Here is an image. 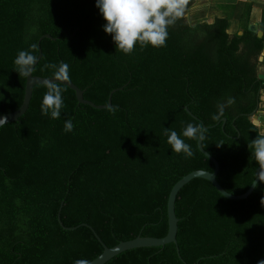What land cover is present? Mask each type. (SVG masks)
I'll return each mask as SVG.
<instances>
[{"label":"trees","instance_id":"trees-1","mask_svg":"<svg viewBox=\"0 0 264 264\" xmlns=\"http://www.w3.org/2000/svg\"><path fill=\"white\" fill-rule=\"evenodd\" d=\"M233 7L212 22L182 16L168 28L165 47L137 44L125 55L104 31L96 0H0V115L21 105L26 77L14 59L34 43L41 56L32 75L51 77L44 65L64 62L84 99L103 105L116 89L111 105L120 109L112 115L79 103L61 84L64 107L53 120L41 115L47 88L39 83L26 111L0 126V264L87 263L103 251L101 242L165 236L173 184L192 170L214 169L197 140L183 137L189 123L208 126L202 147L219 164L220 185L232 194L248 189L259 168L248 144L262 131L251 116L264 89V25L258 36L248 28L252 4ZM234 18L241 33L228 32ZM68 119L75 127L65 133ZM165 128L181 134L192 157L171 150ZM257 184L237 200L191 179L174 204L176 244L127 249L104 264H258L264 182Z\"/></svg>","mask_w":264,"mask_h":264},{"label":"clouds","instance_id":"clouds-1","mask_svg":"<svg viewBox=\"0 0 264 264\" xmlns=\"http://www.w3.org/2000/svg\"><path fill=\"white\" fill-rule=\"evenodd\" d=\"M188 2L189 0H96V6L106 21L103 25L104 31L112 36L117 52L131 55L137 44L141 50L149 45L154 48L165 47L169 36L168 28L184 15ZM36 47L35 43L30 46L33 51ZM33 51L21 50L15 57L14 69L19 76L29 77L33 72L37 60ZM44 68L53 70L54 79L45 85L47 91L40 104L41 115L56 120L60 118L61 109L64 107L62 93L66 89L61 87V83L70 80V69L64 62L59 65L45 64ZM107 111L115 115L120 109L116 105H108ZM74 127L72 120L68 119L64 123L63 131L72 132ZM164 135L173 152L178 155L183 153L186 158L193 156L191 146L181 138V134L165 128ZM182 135L191 140H200L201 126L189 123L183 129ZM248 148L251 158L259 165L257 178L259 182H264V131L258 132ZM260 203L264 205V197ZM75 264L85 262L76 261ZM258 264H264V260L258 261Z\"/></svg>","mask_w":264,"mask_h":264},{"label":"water","instance_id":"water-1","mask_svg":"<svg viewBox=\"0 0 264 264\" xmlns=\"http://www.w3.org/2000/svg\"><path fill=\"white\" fill-rule=\"evenodd\" d=\"M43 37L52 38L49 34H45L41 38H43ZM38 46H39V42H38ZM38 50H39V54L37 56L36 63L41 56L40 47H38ZM262 52L264 53V45H263ZM259 59L262 60V56ZM259 78L264 79V74L260 73ZM53 79H54L53 76H51V77H40V76H35L32 74L29 77H26L25 87H24V95H23L21 105L13 112L1 114L0 115V126L7 123V122L15 121L18 117H20L26 111V109L28 108L29 102H30V98H31V94H32V87L35 84H39V83L47 84L49 81H52ZM61 84L66 85L75 91V96H76L79 103L89 104L95 108H106L108 105H111V94L116 91V89H113L110 92V94L108 95L106 104L98 105V104H94L90 100L84 99L83 90H81L72 81L69 80V81L63 82ZM259 99H260V97H259ZM258 106H259V103L256 105V108L252 111V117L254 119L253 123L256 125H259V120L264 119L263 116L261 118H258L257 113L260 112ZM184 109L190 116H192L193 118H196V116L193 115L189 111L187 106H184ZM225 121H226V118L223 117L222 118V126L224 125ZM207 128H208L207 125H205L204 123H201L202 138L204 135V131ZM197 147L202 154H204L208 159H210L212 161V163L214 165V169H213V171H208V170H203V169L192 170L191 172L182 176L179 180H177L173 184V186L171 187V189L169 191V194L167 197V203H166L168 228H167V232H166L165 236H163V237H152V236L137 235L133 239H129L126 241H120L118 244H116L112 247H107L104 243L101 242V240L97 236V234L94 233L96 238L101 242V244L103 246V251L97 257H95L94 259H92L91 261H89L85 264H104L107 260H109L110 258L115 256L116 254H118L122 251H125L127 249H132V248H136V247L160 246V245H164V244L170 243V242L176 244V232H177V222H178V218L175 215V209H174L176 196H177L180 188L184 184H186L187 182H189L191 179H193L195 177H200V178H204V179L208 180L217 189V191L219 193H221L224 197L229 198V199H237V200L238 199H244L252 192V190L255 188L253 185L257 184L259 181L257 176L253 179V181L251 182L248 189L241 194H232V193L226 191L216 179V175H217V172L219 169V164H218L217 160L202 147V139L197 140ZM256 178H257V180H256ZM84 225H86V224H84ZM176 251H177V253L179 252L177 245H176Z\"/></svg>","mask_w":264,"mask_h":264},{"label":"rangeland","instance_id":"rangeland-1","mask_svg":"<svg viewBox=\"0 0 264 264\" xmlns=\"http://www.w3.org/2000/svg\"><path fill=\"white\" fill-rule=\"evenodd\" d=\"M233 0H193L190 7L184 11V18L187 23L194 24L196 22H212L215 17L223 16L226 13H230L234 10ZM241 20L234 18L231 21V26L228 29L229 33L241 31L240 29ZM261 73L264 71V61H261L259 65ZM263 115H258L261 118ZM264 118V117H263ZM252 121L254 120L251 116ZM262 131L264 127L261 126Z\"/></svg>","mask_w":264,"mask_h":264},{"label":"crops","instance_id":"crops-1","mask_svg":"<svg viewBox=\"0 0 264 264\" xmlns=\"http://www.w3.org/2000/svg\"><path fill=\"white\" fill-rule=\"evenodd\" d=\"M234 5H238L237 10H242L244 4L246 3H251L252 7L250 9V14H249V19H248V28L255 31L257 33V35L261 36L263 34V31L261 30L260 25H264V0H233ZM239 32V31H238ZM241 33V31L239 32ZM263 49V48H262ZM262 56V60H260L259 58ZM259 61H264V53L260 52L259 55ZM259 72L260 69H259ZM264 74V71L262 72ZM260 101L261 103H259L260 105V112L257 113V115H263L264 117V89H262L260 91ZM259 126H263L264 127V119L259 120Z\"/></svg>","mask_w":264,"mask_h":264},{"label":"flooded vegetation","instance_id":"flooded-vegetation-1","mask_svg":"<svg viewBox=\"0 0 264 264\" xmlns=\"http://www.w3.org/2000/svg\"><path fill=\"white\" fill-rule=\"evenodd\" d=\"M258 103H261V101H260V100H258L257 104H258ZM258 108L260 109V105L258 106Z\"/></svg>","mask_w":264,"mask_h":264}]
</instances>
